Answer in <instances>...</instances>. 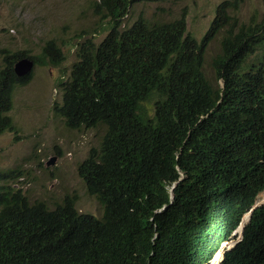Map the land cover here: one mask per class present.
Returning <instances> with one entry per match:
<instances>
[{"label":"trees","instance_id":"16d2710c","mask_svg":"<svg viewBox=\"0 0 264 264\" xmlns=\"http://www.w3.org/2000/svg\"><path fill=\"white\" fill-rule=\"evenodd\" d=\"M134 1H101L110 32L99 44L77 43V60L60 84L63 103L54 109L70 130L104 127L98 149L77 167L102 216L79 212L75 197L50 209L0 185L7 202L0 264H209L264 190V72L243 74L251 55L264 51V13L254 23L230 24L240 0H225L200 40L187 32L184 16L138 18L120 33ZM222 30L212 66L223 87L215 88L202 71ZM24 57L35 67L66 60L53 40L37 54L4 57L0 134L15 131L7 115L13 92L32 77L13 71ZM17 176L2 172L0 183ZM220 264H264V205Z\"/></svg>","mask_w":264,"mask_h":264},{"label":"rangeland","instance_id":"374dc122","mask_svg":"<svg viewBox=\"0 0 264 264\" xmlns=\"http://www.w3.org/2000/svg\"><path fill=\"white\" fill-rule=\"evenodd\" d=\"M223 1H140L130 7L123 25L130 26L140 16L160 23L185 16L187 32L200 40L214 18L215 7ZM100 4L101 0H0V57L4 51L37 54L49 40L66 55L58 68L34 67L29 82L15 88L9 115L17 132L0 135V173L15 171L20 178L5 184L22 189L30 202H43L52 209L65 196H72L78 211L98 218L103 214L102 207L87 193L77 167L90 150L98 149L104 127L69 130L53 107L61 102L58 83L67 80L77 60V43L90 38L98 44L108 33L109 22ZM236 5L237 10L229 12L230 23L236 20L237 24H248L262 19L264 0H240ZM223 34L220 32L210 42L204 57L202 72L215 88H222L212 61L221 52ZM257 201L260 203L261 198Z\"/></svg>","mask_w":264,"mask_h":264},{"label":"clouds","instance_id":"9594fccd","mask_svg":"<svg viewBox=\"0 0 264 264\" xmlns=\"http://www.w3.org/2000/svg\"><path fill=\"white\" fill-rule=\"evenodd\" d=\"M102 1V0H101ZM140 1H145V0H135L134 1V3H136V2H140ZM226 1H230V0H226ZM146 2H150V1H146ZM133 3V4H134ZM151 3H160V2H151ZM132 4V5H133ZM220 4V3H219ZM218 4V5H219ZM131 5V6H132ZM217 5V6H218ZM100 6H101V4H100ZM130 6V7H131ZM216 6V7H217ZM130 7L128 8V11H127V13L125 14V15H123L121 18H120V20H121V23H120V25H119V27H118V31L120 32V33H123L124 31H126L127 29H129V28H131V26H132V24L138 19V18H142L141 16L140 17H138L130 26H128V27H126V26H124L123 25V23H124V19H125V17L127 16V14H128V12H129V9H130ZM216 7H215V11H216ZM103 10V9H102ZM214 16H215V12H214ZM185 17V16H184ZM105 19H108L109 20V18L107 17V18H105ZM142 19H144V18H142ZM186 19V18H185ZM214 19V18H213ZM107 20V21H108ZM145 20H147V19H145ZM148 22L150 21V20H147ZM109 22V21H108ZM151 22V21H150ZM152 23H154V22H152ZM157 23V22H156ZM211 23V22H210ZM231 24V23H230ZM109 26H110V23H109ZM209 28V27H208ZM110 32V27H109V30H108V33ZM221 32H223L224 34H223V36L225 35V33H226V30H222ZM108 33L106 34V36L108 35ZM105 36V37H106ZM104 37V38H105ZM103 38V39H104ZM223 38V37H222ZM87 39H90V38H87ZM102 39V40H103ZM84 40H86V39H84ZM101 40V41H102ZM222 40V39H221ZM82 42V41H81ZM79 43V42H78ZM100 43V42H99ZM98 43V44H99ZM221 43V42H220ZM44 46V45H43ZM42 46V47H43ZM41 47V48H42ZM220 48H221V46H220ZM14 53H23V54H27V53H25L24 51H16V52H14ZM14 53H9V51H4V54L2 55V57H0V67H1V65H2V61H3V59H4V57L5 56H9V57H11L12 56V54H14ZM206 54V53H205ZM27 55H30V54H27ZM256 52L253 54V55H251V57H250V59H248V62H247V64L244 66V69H245V72H243V74H245L246 76H251V77H254L255 76V74H254V72H256L257 71V69H260V70H262L263 72H264V60H263V57H264V51L263 52H261L258 56H256ZM23 60H26V61H28V62H30L31 64H32V67H31V70L29 71V73L28 74H26V75H24V76H22V77H25V76H27V75H29V74H31L32 75V70H33V68L35 67L34 66V63L29 59V58H26V57H24V58H20V59H18L14 64H13V71H14V73H15V75L17 76V73H16V65L19 63V62H21V61H23ZM214 60V59H213ZM25 66H27L26 65V63H25ZM37 67V66H36ZM52 67V66H51ZM37 68H43L42 66L41 67H37ZM58 68V67H57ZM17 77H19V76H17ZM19 78H21V77H19ZM68 79V78H67ZM67 81V80H66ZM65 81V82H66ZM219 81H221V80H219ZM65 82H63V83H65ZM222 82V81H221ZM62 82H59L58 83V87L61 89V92H62V95H61V102L60 103H58V102H56L55 103V105H54V107H53V110L55 109L56 110V108L57 107H60L61 105H62V103H63V96H64V93H65V87H66V84L64 85V86H60V84H61ZM26 85V84H25ZM24 86V85H23ZM17 87H21V86H17ZM222 87H223V82H222ZM14 91H15V89H14ZM13 94H14V92H13ZM12 108H13V105H12ZM12 108H11V110H12ZM10 110V111H11ZM10 111L7 113V115L10 117V115H9V113H10ZM55 113V112H54ZM11 118V117H10ZM11 120H12V118H11ZM63 121V120H62ZM12 122H13V120H12ZM64 124V123H63ZM13 125H14V127H15V131H5V132H11V133H14V132H17V129H16V126H15V124H14V122H13ZM65 126V125H64ZM68 129V128H67ZM81 129H83V128H81ZM70 130V129H69ZM79 130V129H78ZM5 132H3V133H5ZM2 133V134H3ZM1 135V134H0ZM88 157V156H87ZM83 162V161H82ZM9 172V171H8ZM4 173V172H3ZM78 175V174H77ZM79 177V176H78ZM20 178V176H17L15 179L16 180H18ZM183 178V174L182 173H180V179L179 180H181ZM14 179V178H13ZM12 180V179H11ZM0 185H3V187H8V188H14V187H12L10 184H5V183H3V184H1L0 183ZM176 185V183H173V185L171 186V190H173V188H174V186ZM14 189H16V188H14ZM21 190V192L23 191L22 189H20ZM3 191L4 190H2L1 192H0V215H2V213H3V211L5 210V205L7 204V202H6V195L3 193ZM264 193V190L262 191V192H260L257 196H256V200H255V202H254V204L252 205V207L247 211V212H245V214L242 216V218H241V220H240V222L238 223V226L234 229V230H232L231 231V233H230V235H229V237H228V239L227 240H225V241H223L222 243H221V245H220V247L218 248V250L214 253V255H213V257H212V259L210 260V262H209V264H220L222 261H223V259H224V255H225V253L226 252H228V251H230V250H232V249H234L235 247H236V245L238 244V243H240L241 241H242V233H243V228H244V225L249 221V218H250V215H251V213L256 209V208H258V207H260V206H262V205H264V201H262V199H263V197H262V194ZM23 195V194H22ZM24 196V195H23ZM25 197V196H24ZM72 197V196H71ZM259 198H261V201H260V203H258V199ZM171 200H172V194H171V198H170ZM76 203V202H75ZM60 204V203H59ZM57 205V204H56ZM55 205V206H56ZM76 207V206H75ZM54 208V207H53ZM80 212V211H79ZM82 213V212H81ZM218 254H220V256H219V259L218 260H216V256L218 255Z\"/></svg>","mask_w":264,"mask_h":264},{"label":"water","instance_id":"95a60500","mask_svg":"<svg viewBox=\"0 0 264 264\" xmlns=\"http://www.w3.org/2000/svg\"><path fill=\"white\" fill-rule=\"evenodd\" d=\"M25 63L27 66H25ZM31 67H32V64L26 60H23L21 62H19L17 65H16V73H17V76L19 77H22L26 74L29 73V71L31 70Z\"/></svg>","mask_w":264,"mask_h":264},{"label":"bare ground","instance_id":"6f19581e","mask_svg":"<svg viewBox=\"0 0 264 264\" xmlns=\"http://www.w3.org/2000/svg\"><path fill=\"white\" fill-rule=\"evenodd\" d=\"M59 97H60V96H59ZM262 197H263L262 201H264V193L262 194ZM219 256H220V254H218V255L216 256V260L219 259Z\"/></svg>","mask_w":264,"mask_h":264}]
</instances>
